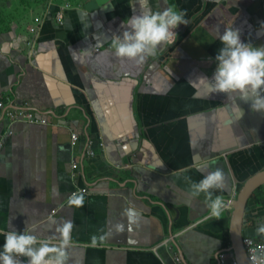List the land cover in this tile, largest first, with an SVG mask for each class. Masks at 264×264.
Wrapping results in <instances>:
<instances>
[{"label":"crops","instance_id":"0c3cea01","mask_svg":"<svg viewBox=\"0 0 264 264\" xmlns=\"http://www.w3.org/2000/svg\"><path fill=\"white\" fill-rule=\"evenodd\" d=\"M0 94L48 120L0 147V264H174L170 236L232 264L219 201L264 169V0H0Z\"/></svg>","mask_w":264,"mask_h":264},{"label":"built area","instance_id":"2783aa9c","mask_svg":"<svg viewBox=\"0 0 264 264\" xmlns=\"http://www.w3.org/2000/svg\"><path fill=\"white\" fill-rule=\"evenodd\" d=\"M64 9H58L54 14V19L57 24H62L64 19ZM42 17L36 18V24L31 27V35L28 39L30 47V53L33 52L32 46L34 41H36L38 30L40 29ZM17 122H27V123H48L46 118H41L27 104L22 105H11L9 103V96L0 94V147L3 145V141L6 136L11 135L12 125ZM78 133L76 131L71 132L72 143L75 144L78 139ZM85 155H93L94 149L92 148V143L88 140V144L85 150ZM79 163L77 161H72L73 169L77 168ZM74 176V172H73ZM264 192V183L262 185ZM86 188L75 190L71 195L74 196L78 192H85ZM235 198L233 195H229L223 200L219 201V210L228 209L233 207V200ZM173 236L164 238L159 245L164 246L171 254V258L174 264H188L180 251L176 249L173 245ZM158 245V246H159ZM243 245L246 251L247 258L251 264H264V240H257L249 236H243ZM157 247H154L156 251ZM226 261V253L224 251L219 253L218 261L216 264H224ZM232 264H238L235 260Z\"/></svg>","mask_w":264,"mask_h":264},{"label":"water","instance_id":"95a60500","mask_svg":"<svg viewBox=\"0 0 264 264\" xmlns=\"http://www.w3.org/2000/svg\"><path fill=\"white\" fill-rule=\"evenodd\" d=\"M264 182V169L252 175L240 188L233 200V212L231 217V250L234 260L238 264H251L247 258L243 245V216L249 196Z\"/></svg>","mask_w":264,"mask_h":264}]
</instances>
